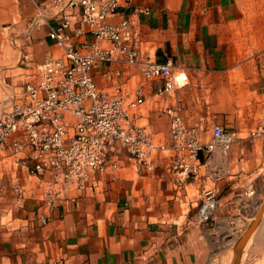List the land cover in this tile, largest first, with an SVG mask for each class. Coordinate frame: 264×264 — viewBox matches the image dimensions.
Listing matches in <instances>:
<instances>
[{"label": "crops", "instance_id": "1", "mask_svg": "<svg viewBox=\"0 0 264 264\" xmlns=\"http://www.w3.org/2000/svg\"><path fill=\"white\" fill-rule=\"evenodd\" d=\"M118 1L113 21L139 19L142 53L161 64L172 61L189 85L164 95L163 81L147 80L140 66L98 64L92 74L99 90L113 95L121 88L134 98L143 88L145 103L133 120L158 143H171L166 111L176 105L188 125H205L206 141L213 126L222 125L218 114L226 113L222 126L237 141L227 156L211 157L208 172L182 184L166 159L146 173L120 149L113 157L118 171L98 173L87 191L73 190L53 205L44 201L37 177L10 160L0 162V264H221L227 254L219 247L229 228L249 223L264 198V135L250 137L264 123V77L236 49L238 0ZM37 12L32 0H0V106L4 79L18 72L20 49L38 64L48 53L62 54L48 25L31 26ZM253 110L261 117L254 119ZM209 191L219 207L213 222H203L200 209ZM263 232L264 225L255 242Z\"/></svg>", "mask_w": 264, "mask_h": 264}, {"label": "built area", "instance_id": "2", "mask_svg": "<svg viewBox=\"0 0 264 264\" xmlns=\"http://www.w3.org/2000/svg\"><path fill=\"white\" fill-rule=\"evenodd\" d=\"M38 12L32 27L48 25V37L62 49L48 53L38 64L32 53H21L18 72L6 79L0 106V162L26 169L38 179L43 199L53 205L71 191L85 192L98 173L118 171L113 157L125 150L139 171H154L161 160L178 183L197 178L211 167L215 154L227 156L237 141L235 133L214 125L209 141L202 122L188 125L182 107L167 109L170 144L155 141L133 117L145 103L143 88L131 98L118 88L110 95L99 90L92 74L98 64L140 66L147 80H162L160 94L172 95L186 87L188 77L175 73L172 61L158 63L142 53V24L128 17L118 23V0H32ZM55 20V24L50 23ZM43 21L44 23H41ZM92 36L91 42L76 40ZM5 69H2L4 71ZM264 135V123L250 137ZM19 199L24 190L16 187ZM254 194V192L252 193ZM219 207L215 191L207 193L200 209L203 222L212 221Z\"/></svg>", "mask_w": 264, "mask_h": 264}, {"label": "rangeland", "instance_id": "3", "mask_svg": "<svg viewBox=\"0 0 264 264\" xmlns=\"http://www.w3.org/2000/svg\"><path fill=\"white\" fill-rule=\"evenodd\" d=\"M238 11V18L234 22L236 49L240 51L242 59L250 62L255 67L257 74L264 77V0H238ZM251 114L256 117L254 119L261 117L254 110ZM218 116L222 125H226L228 115L220 113ZM262 189L264 190L263 185ZM261 212L262 217L258 226L247 236ZM214 219L210 222H213ZM263 225L264 198L256 206L249 223H241L236 228L232 226L229 228V236L221 242L223 247H219L220 253L224 251L227 254V258L221 260V264H264V232L260 239L255 242ZM250 251L253 253L249 257ZM236 255L238 256L237 260Z\"/></svg>", "mask_w": 264, "mask_h": 264}, {"label": "water", "instance_id": "4", "mask_svg": "<svg viewBox=\"0 0 264 264\" xmlns=\"http://www.w3.org/2000/svg\"><path fill=\"white\" fill-rule=\"evenodd\" d=\"M262 217V212L259 214V216L257 217L256 221L253 223L250 231L248 232L247 236L250 235V233L258 226L260 219Z\"/></svg>", "mask_w": 264, "mask_h": 264}, {"label": "bare ground", "instance_id": "5", "mask_svg": "<svg viewBox=\"0 0 264 264\" xmlns=\"http://www.w3.org/2000/svg\"><path fill=\"white\" fill-rule=\"evenodd\" d=\"M235 257H236V260H237L238 256L236 255Z\"/></svg>", "mask_w": 264, "mask_h": 264}]
</instances>
